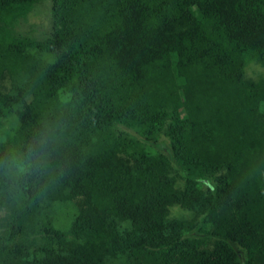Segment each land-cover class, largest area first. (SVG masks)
Here are the masks:
<instances>
[{"label":"trees","instance_id":"1","mask_svg":"<svg viewBox=\"0 0 264 264\" xmlns=\"http://www.w3.org/2000/svg\"><path fill=\"white\" fill-rule=\"evenodd\" d=\"M37 1L0 0V79L25 76L0 90V210L44 242L0 237V264H264V80L245 76L264 66V0H53L51 38L4 30ZM75 199L55 228L49 209Z\"/></svg>","mask_w":264,"mask_h":264},{"label":"rangeland","instance_id":"2","mask_svg":"<svg viewBox=\"0 0 264 264\" xmlns=\"http://www.w3.org/2000/svg\"><path fill=\"white\" fill-rule=\"evenodd\" d=\"M3 28L15 38H30L36 41H43L51 38L54 35L55 29L53 0H38L28 14L13 19L5 24ZM245 76L247 79L255 82L264 80V66L256 61H249L245 66ZM24 80L25 76L22 73L13 77L9 73H6L0 79V90L4 93L10 92L15 85L21 84ZM261 109L264 111V102L261 104ZM118 129L135 139L143 140L147 143L148 148L153 151L165 152L169 149L170 139L161 133L148 136L135 129L121 125ZM5 130L6 131H1L0 140H5L7 138V131L12 129L7 127ZM170 173L175 179L176 187L183 190L186 183L184 172L173 165ZM203 187L206 188L205 185H203ZM79 206L80 199H75L68 203L54 204L49 209L52 216L51 223H53L57 229L68 231L72 218L78 211L77 209ZM7 216L8 212L6 210H0V237L2 238V242H6L9 246L12 245L14 248L24 247L25 249L31 248L32 250L37 246L32 245L33 243H37L38 247L42 246L44 242L43 235H29L26 237L18 226L9 224L11 222L7 220ZM203 217L204 216L196 215L195 212L184 208L180 204L171 206L168 216L169 219H180L193 223V226L190 229L191 232L197 228L198 223L202 221ZM199 231L202 233L203 227H200ZM214 242V238H209L204 246L211 248ZM241 260L243 263L245 262L244 259ZM108 264H132V261L126 256L110 257L108 258Z\"/></svg>","mask_w":264,"mask_h":264},{"label":"water","instance_id":"3","mask_svg":"<svg viewBox=\"0 0 264 264\" xmlns=\"http://www.w3.org/2000/svg\"><path fill=\"white\" fill-rule=\"evenodd\" d=\"M199 228H200V226L197 227V228L192 232V234H190V236H191V235H194V236H197V237L206 236V234H202V233L199 232ZM233 246L235 247V249H236L238 255L240 256V258H242V259H246L247 251L244 250L243 248H241V247H240L237 243H235V242L233 243Z\"/></svg>","mask_w":264,"mask_h":264}]
</instances>
